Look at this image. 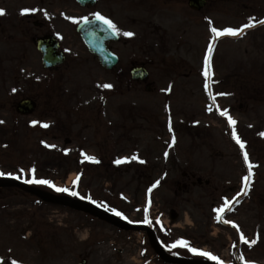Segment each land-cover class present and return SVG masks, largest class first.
Here are the masks:
<instances>
[{"label":"rangeland","instance_id":"374dc122","mask_svg":"<svg viewBox=\"0 0 264 264\" xmlns=\"http://www.w3.org/2000/svg\"><path fill=\"white\" fill-rule=\"evenodd\" d=\"M9 7L17 11L22 6L15 0H0V8L6 11L0 18L3 25L8 23ZM255 8L258 16H262L264 0L255 4L241 0L240 11L224 23L239 19L242 27L255 14L251 13ZM134 34L135 40L146 36L144 32ZM203 43L200 40L198 47ZM218 45L215 59L210 63L207 90L202 71V80L178 79L169 73L178 72L172 64L171 68L163 67L166 73H161L160 67L152 69L149 82L157 91L151 94L144 92V86L130 83L128 79L103 76L77 44L73 45L70 57L80 60H69L66 66L72 68L70 75L57 73L53 75L56 77L53 82L41 72L43 69L36 57V64L29 58L25 67L22 64L25 71L16 67L14 61L8 63L0 58V121H3L0 123V173L23 182L35 176L74 191V175L81 171L82 190H92L98 198L110 200L113 207L129 216L145 217L147 198H150L148 218L159 220L164 227L166 232L161 237L168 248L183 239L190 247L222 253L225 257L235 254L240 264H264V136L261 135L264 133V27L247 32L239 41L227 40ZM168 50L173 52L172 48ZM121 56L125 65L127 54L121 52ZM185 57L197 73L200 58L193 62V50L187 51ZM218 82H221L219 86ZM48 84L65 91L61 89L57 96L60 106L56 96L53 99L55 112L41 99ZM103 84H111L112 88L99 87ZM168 88L171 94L165 96L163 92ZM31 91H36L39 108L30 116H16L11 105ZM74 107L79 108L77 113ZM89 108H99L100 112L92 118L95 122L85 127ZM225 109L236 121L234 130L245 145L243 152L254 165L246 194L241 190L248 168L243 152L232 138L233 128L219 114ZM33 121L38 123L33 125ZM42 123L49 127H41ZM65 138L70 139V144L63 143ZM45 144L55 147H45ZM82 152L107 162L109 170L102 172V165L90 168L91 162L84 159ZM78 154L82 157L80 165L76 164ZM133 156L137 159L133 160ZM118 159H127V162L117 164ZM114 167L119 168V173H114ZM196 180L208 182V186H191ZM30 185L68 194L46 185ZM224 198L231 202V211L226 209L221 215L238 225L239 231L231 223L215 219L213 210L223 206ZM35 199L16 189L0 192V260L5 264L13 261L77 264L81 259H86L88 264H132L133 258L139 263V248L147 247L137 244L141 235L119 234L112 227L96 224L89 231L93 232L90 239L101 237L104 245L86 256L67 247L69 236L65 230L75 223L86 226L84 223L89 224V219L83 215L76 218L70 210L57 206H38ZM170 211L178 215L175 221H170ZM241 234L256 243L249 247L240 240ZM128 237L135 242L126 244ZM124 248L128 255H122ZM174 253L187 257L189 251L177 247Z\"/></svg>","mask_w":264,"mask_h":264},{"label":"flooded vegetation","instance_id":"af4514ba","mask_svg":"<svg viewBox=\"0 0 264 264\" xmlns=\"http://www.w3.org/2000/svg\"><path fill=\"white\" fill-rule=\"evenodd\" d=\"M38 2L39 8L35 9L36 11H30L21 15L20 11L16 12L11 10L10 24L3 25L0 23V35L11 36L13 54L20 65L28 61L30 50H35L37 57H41V54L37 51L36 45L39 41H42L45 47L57 45V51L62 52L64 55V62L60 68V70H63L59 71L58 74L62 76L70 75L72 68L66 66V64L69 60L78 59H72L70 57V51L74 49L73 45L75 44L82 49V43L77 34V27L81 22L73 21H81L83 17H87L88 20L94 21L92 33L94 35L99 34L98 38L102 37L101 41H97H100L103 47L108 43L104 34L107 26L96 21L93 15L99 12L104 17L112 20L120 30L121 34L118 35V41L108 43V49L117 56L118 62L114 68L106 70L98 64L95 56L89 54V57L94 62L95 66L97 65V67L101 69L102 75L107 78L116 77L119 79H127L130 78L131 68H144L148 73L147 80L135 83L140 86H149V92L147 93H153L157 90L152 89L149 80L151 79V72L154 67H160L161 73H166L163 71V67L169 66L171 68L173 64L175 68H178V72H169L170 75L176 76L178 79L181 78L186 80H189L191 77H199V73H196L192 66L188 65L189 63L185 57L186 52H191L193 50V60L200 58L199 55L202 52L203 44L201 47H198L197 44L200 40L205 41L207 39L209 20H211L212 26L217 28H236L239 19L237 22L233 23H224V20L237 15L240 11L241 0H38ZM25 9L32 10L33 7ZM124 32H132L133 34L136 32H144L146 36L142 35V38H137L135 40L133 39V37L136 36L135 34L131 37H127L123 35ZM169 48H172L173 52H170L168 50ZM121 52L127 54L126 58L128 61H126L125 65L121 61ZM175 63L180 64V66L177 67ZM63 67H66V70H64L65 68ZM57 68L58 67H55L49 71H55ZM61 89L52 88L47 91L43 90L41 93V99L45 104L48 103L51 105L50 110L52 112H55V105L52 104L55 96L60 106V98L57 96L60 95ZM36 91H31L25 97L39 104L40 100L36 96ZM80 111L78 116L80 115ZM77 112L78 110L75 111V113ZM96 112H100V109L89 108L87 110L89 116L84 119H89V121L85 127H88L91 122H95V119L92 120V118L96 117ZM76 122L78 123L77 120ZM81 159L82 157L78 154L77 161L79 162ZM79 164L80 163L77 165ZM101 165V171L106 173L109 170V164L104 161L91 163L90 168H99ZM114 173L119 172L115 169ZM183 177L185 178L186 174H184ZM201 184L200 180H196L191 183V186ZM106 186L108 185L106 184ZM206 186H208V184H206ZM77 193L79 195L75 196L76 198L81 199V197H84L83 199L86 201L89 200V202L94 201L93 203L98 201L102 204H107L110 201L106 199H103L104 201L99 200L102 198H98V194H94L92 190H82L81 186H79ZM76 214L84 215L90 219L89 225L87 226L88 232L84 231V227L86 226H78L73 221L75 224L70 226L66 232L69 236L67 247L82 251L85 254H80L86 256L94 254L97 248L104 245V242H101V237L97 238L98 242L96 239L91 240L90 235L93 237V232L89 233V231L92 230L93 226L96 224L103 226L109 225L95 216L85 213ZM78 217L79 215L76 218ZM135 219V217L132 218V220ZM84 232L85 235L83 234ZM129 234L135 235L133 233ZM128 238L126 244L129 245L135 242L134 238ZM157 239L159 241V236H157ZM143 241H146V246L148 247V249L147 247L146 249L149 252L147 251L146 254H143L144 260L138 264H162L145 235L142 236L141 242L137 241V243L143 245ZM164 252L167 255H174L172 254V249L166 248ZM128 254V251L124 248L122 250V255ZM212 255L217 257L218 261L222 262V264H240L235 257H225L222 253L217 252H213ZM190 256L195 259H200L192 254H190ZM205 260L208 259L205 258ZM208 261L217 263V261L213 260Z\"/></svg>","mask_w":264,"mask_h":264},{"label":"snow or ice","instance_id":"6c2138e0","mask_svg":"<svg viewBox=\"0 0 264 264\" xmlns=\"http://www.w3.org/2000/svg\"><path fill=\"white\" fill-rule=\"evenodd\" d=\"M30 11L31 12H34L36 10L35 9H32V10L23 9L20 14L21 15H24V14L30 12ZM4 14H5L4 10L0 9V15H4ZM93 15H94L95 20L98 21L102 25H106L107 28L111 31V33L113 35H120L121 34L120 33V30L112 22V20L104 17L99 12L94 13ZM73 22L88 23V18L87 17H83L81 19V21H73ZM208 23H209V28H210V32H211L212 40L213 41H215L216 38L222 37V36H233V37H235V36L242 35L245 29L251 28V27H254L255 26V24L252 23L251 19H250V21L248 23L244 24L241 28L226 27V28H223L222 30L221 29H218V28H216L214 26H212L211 20H209ZM258 23L259 24H264V20H260V21H258ZM123 35L124 36H127V37H131L134 34L132 32H124ZM212 47H213V45H212V43H210L209 46H208L207 54L205 55V58H204V71H203V75L205 77V90L208 89L207 80H208L209 76L211 75V73H210V58H211V53H212ZM99 87H102V88H105V89H111L112 88V85L111 84H103V85H99ZM219 95H228V94L227 93H219ZM209 96L213 100L215 99L214 97H212L211 92H209ZM208 110L211 111V108H209ZM219 114L221 116H224V117L227 118V121H228L229 126L233 128L232 138L239 145L241 151L243 152L245 145L241 141V139L237 136V134H236V132L234 130V126L236 124V121L230 115H228V111L226 109L223 110V111H219ZM0 123H3V121H0ZM37 123H38L37 121H33L32 122L33 125H36ZM40 126L43 127V128H48L49 127V125L47 123H42V124H40ZM169 131L170 132L172 131V129H171V122L170 121H169ZM261 135L264 136V133H261ZM172 143L173 144L175 143V137H173ZM45 147H55V146L54 145H47V144H45ZM81 155L84 156V159L87 160V161H89V162L99 163V161H97L95 157L87 156L83 152L81 153ZM165 156H167V153H165ZM132 159L135 160V159H137V157L136 156H133ZM243 161H244L245 165H247L248 174L245 175L242 178L243 179V182H244V187L242 188L241 191L246 194V190L249 188V182H250L251 177L253 175L252 168L254 167V165H252L249 162V157H248V154L246 152H243ZM125 162H127V159H124V160L118 159V160L115 161V163H117V164L125 163ZM140 162L143 163V161H140ZM31 171L33 173H35V169H32ZM0 175H3V173H0ZM78 180H79V176H77L76 180L73 181V184L75 185ZM24 182L25 183H28V184L46 185V186H48L50 188H53L56 192H65V193H68L71 196H78L79 195L76 191H71L68 188L56 187L51 181L45 180V179H36L35 176H33L32 179L25 180ZM157 183H159V182H157ZM153 187H156V185H153ZM151 190L152 189L150 188L149 189V192H151ZM83 198L84 197H81V199H83ZM150 203H151V201L149 200V205H150ZM230 203L231 202L227 198H224L223 206L222 207H219V208H216V209L213 210L216 213L215 219L217 220V222H223L225 224L231 223L232 224V227L233 228H236L237 231H239L238 225H236L234 222H229L227 220H224L223 217H222V215H221L222 213L225 212L226 209L229 210V211H231ZM112 211H113L114 215H116L118 217H121L122 219L125 218V217H123L122 213L116 211L115 209H112ZM147 212H148V209L145 208V217H144V221L143 222L146 223V224H148V223L151 222L149 220V218H148ZM157 223H159V220H157ZM240 240L242 242H244V243L249 244V247H251L252 244H255L256 243V240H252L251 242H249L243 236V234L240 235ZM177 247L186 248L194 256L205 257L208 260L217 261V264H222V262L218 261L217 257H215L214 255H212L211 253L205 252V251H201V250H199V249H197L195 247H190L189 244H188V241H186V240L179 239V240L175 241V243H173L170 246V248H177ZM12 264H17V262L16 261H13Z\"/></svg>","mask_w":264,"mask_h":264},{"label":"water","instance_id":"95a60500","mask_svg":"<svg viewBox=\"0 0 264 264\" xmlns=\"http://www.w3.org/2000/svg\"><path fill=\"white\" fill-rule=\"evenodd\" d=\"M89 25L87 23L82 24L79 27V32H81V34L83 35V38L88 39V48L89 50L92 49V47L89 45V39L91 41V33L89 31ZM102 39H100L101 41ZM100 45V44H99ZM98 47H96V49H98L101 54H98V59L101 65L103 66H107L108 68H111L115 63L116 60L115 58H110L109 54L105 53V50L102 48V44ZM104 47H106V45H104ZM50 53H52V50H50ZM51 61H53L52 57L50 55H48V58H44L43 60V65L48 67L54 63H52ZM108 63V64H107ZM139 71L134 70L132 71V73H138ZM146 76V74H144V77ZM143 77V78H144ZM134 78H142V75L140 73L136 74L134 76ZM34 108V104L28 100H24L21 101L17 107V110L21 113V114H27L30 113L31 110H33ZM0 186H16V187H20V189L27 191L30 194L36 195L38 198H40L42 201L44 202H48V203H57L63 206H67L76 210H84L86 212H89L91 214H94L98 217H100L101 219H104L110 223H112L113 225L123 229V230H127L130 229L129 226L119 222L118 220H116L115 218L108 216V215H104L101 214L98 211H95L92 207L87 206L85 204L79 203L77 201H73L71 199L68 198H58V197H53L52 195H50L49 193H45L43 191L37 190L35 188L23 185V184H19L17 182L15 183H9L6 180H0ZM176 218V215H172L171 219L174 220ZM150 232V231H148ZM151 234V233H150ZM151 240L153 243V247L156 251V253L161 257L162 260H164L167 263H172V264H207V263H203V262H195V261H189V260H185V259H176V258H169L168 256L164 255V253L160 250V247L157 245V243L155 242L153 236L151 235Z\"/></svg>","mask_w":264,"mask_h":264}]
</instances>
